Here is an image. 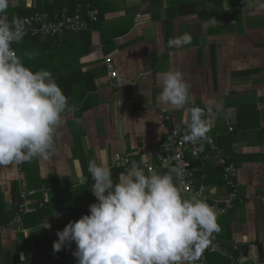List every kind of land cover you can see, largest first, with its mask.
I'll use <instances>...</instances> for the list:
<instances>
[{
  "label": "crops",
  "instance_id": "1",
  "mask_svg": "<svg viewBox=\"0 0 264 264\" xmlns=\"http://www.w3.org/2000/svg\"><path fill=\"white\" fill-rule=\"evenodd\" d=\"M221 4L222 0H11L6 10L9 20L36 13L54 19L64 11L73 14L81 5L95 12L98 21L90 23L88 35L82 37L61 35L15 45L17 55L33 71H50L57 84L72 76L77 83L68 97L74 111L63 114L48 158H32L22 167L21 163L0 167V217L12 211L15 183L19 196L36 192L29 196L33 208L47 205L56 190L68 187L77 193L85 187L73 201L71 194L60 196V211H70L71 218H77V212L89 214V205L96 202L92 185L86 187L88 175L91 178L88 163L93 159L103 160L110 169L127 168L125 173L149 163L153 172L163 174L159 161L167 130L163 116L190 124V109L199 107L209 131L206 139L197 142L207 148L213 144L221 154L213 140L235 137L231 152L238 157L236 182L242 194L239 206L217 215L219 230L208 239L218 240L225 253L236 244L234 264H264V0H228L229 11ZM186 32L192 36L190 44L168 46L169 39ZM86 42L90 44L87 54L76 61ZM25 53L34 54L33 58ZM105 58L112 59L116 78L109 77ZM170 70L180 71L189 86V103L183 108L159 100L161 75ZM80 75L95 87L91 92L85 94L90 85ZM61 89L67 97L65 83ZM240 112L249 114L253 126L248 131L238 129ZM207 160L218 163L210 152L199 161L191 159L194 186L217 187L213 195L206 192L213 200H222L229 194L224 183L206 184L192 171L199 164L203 169L200 162ZM26 223L25 233L0 226V264H46L55 253L77 264L74 243L54 252L58 237L52 234L50 220L34 226L28 218ZM38 228L41 232L35 234ZM199 259L194 264H209ZM228 263L229 259L222 264Z\"/></svg>",
  "mask_w": 264,
  "mask_h": 264
},
{
  "label": "clouds",
  "instance_id": "2",
  "mask_svg": "<svg viewBox=\"0 0 264 264\" xmlns=\"http://www.w3.org/2000/svg\"><path fill=\"white\" fill-rule=\"evenodd\" d=\"M10 2L0 0V167L47 159L63 114L74 111L50 71H33L17 55L13 44L21 42L24 27L19 20L9 22ZM221 5L231 9L228 0ZM191 42L186 32L169 39L168 46ZM24 55L32 59L34 54ZM159 86L162 104L179 109L189 103V86L180 71L163 73ZM204 117L201 108L190 109L185 141L206 139ZM88 172L96 202L89 205V214L57 231L53 242L54 252L74 243L77 264H194L209 235L219 230L214 208L204 200L183 198L171 172L134 166L116 182L104 161L95 159Z\"/></svg>",
  "mask_w": 264,
  "mask_h": 264
},
{
  "label": "built area",
  "instance_id": "3",
  "mask_svg": "<svg viewBox=\"0 0 264 264\" xmlns=\"http://www.w3.org/2000/svg\"><path fill=\"white\" fill-rule=\"evenodd\" d=\"M9 20V19H8ZM22 22L24 27L23 38L26 37H52L62 35L65 32L79 33L88 29V22H96L97 15L95 12L84 9L81 5L77 6L73 14L64 11L60 16L51 19L45 13H36L28 17L16 19ZM12 20H9L11 22ZM22 38V39H23ZM105 66L110 78H116V71L114 70L111 58L105 59ZM163 119L167 126L165 141L162 144L159 161L162 167L172 172L175 182L180 190L183 198L187 195L206 201L214 208L217 215H224L228 211L235 208V201L237 199V169L233 165H226V161L215 145L210 144L208 148L201 142L190 143L183 139L188 134V123L180 124L171 120L169 114L164 115ZM208 150L212 153V158L224 167L223 183L229 188V194L222 200H213L206 192L205 187L195 188L192 180V172L190 171V164L188 156L192 159H202L207 157ZM147 170L152 171V167L145 165ZM64 186V185H63ZM36 195L35 191L23 192L21 195L22 202L18 208V214L15 215L7 224L8 228H14L19 233H25L23 217L35 212V207L30 206L29 196ZM48 201L45 200L44 203ZM40 203L39 205H42ZM38 205V206H39ZM72 216L70 211L55 212L51 217V227L53 236H57L59 231L57 226L60 221L67 220ZM238 251V246L234 244L230 253H225L221 247V243L214 239H207L205 247L200 251L198 258L204 259L210 254H220L229 259L230 263L234 264L237 260L234 253ZM46 264H74L70 259L60 255H53L48 258ZM187 264V262H185Z\"/></svg>",
  "mask_w": 264,
  "mask_h": 264
},
{
  "label": "trees",
  "instance_id": "4",
  "mask_svg": "<svg viewBox=\"0 0 264 264\" xmlns=\"http://www.w3.org/2000/svg\"><path fill=\"white\" fill-rule=\"evenodd\" d=\"M27 16H30V15L29 14L28 15L25 14V15H23L22 18L27 17ZM97 21H98V17H97ZM90 23H93V22H88V29H89ZM88 29L86 31H82V32H79V33L65 32L62 35L63 36H76V37L81 36L82 37L84 35H88V33H87ZM59 36H61V35H56V36L46 37V38L50 39V38H56V37H59ZM39 39H40V37H26V38L22 39L21 41L29 40V43H30V42H37ZM15 45L17 47V44H13V48L14 49L16 48ZM37 46L39 47L40 45H37ZM89 46H90V44L88 42L83 43L82 50L80 51L79 54L76 55V61L79 60L80 56H82L84 54H87ZM211 61H212L213 75H214V78L216 79V68H215L216 62H215L214 49L212 50V60ZM80 78H82L84 81H87L89 83V85H90V86H87L88 84H86L87 87L85 88V94L91 92V89L95 88L93 85H91L90 80L87 79L84 75H80ZM62 83H65L67 85V90H69L67 92L65 91V94L67 95V98L68 97H72L73 91H72L71 87H72V85H75L77 83L76 80H75V77H73V76L72 77H65L64 80H60V82L58 83L60 88H61ZM69 106L71 107L72 105H70V103H69ZM244 113H246V112H240V114H242V117H240L241 119L238 120V123H239L238 129H241L243 131H248V130L251 129L250 126H253V124H250L249 121H248L249 120V118H248L249 114L245 115ZM246 121H248V122H246ZM234 139H235V137H233L231 135L219 136L216 139H214L213 142L216 143L218 145L219 149L221 150V154H222L224 160L226 161V165L227 166L228 165H233L234 167H237L238 166V162H236V159L238 157H235L232 154V152H231L232 145L235 142ZM200 163L202 164L203 169L200 170V167H201L200 164L192 169V171L193 170L195 171V175H194L195 177H197L198 179L203 178L204 182H206V184H212V183L213 184H217V185L223 184V181H222L223 174H224V167L223 166L219 165V163H216V162L214 163L212 160H207L206 162L201 161ZM22 165H23V163H21V167H22ZM20 169L22 170V168H20ZM163 170H162V172H163V174H165L166 172L163 171ZM111 171H112L113 180L118 182L121 173H125L127 171V168H112ZM93 183H94V181L88 175L86 187H88L90 185H93ZM17 188H18V184H16V183L13 184V194H14L13 196L15 198L14 199L15 202H14V205L12 207V211L9 214H6V216H4L3 218L0 217V226L7 225L8 222L15 215L18 214V208H19V205L22 202V199H21V195L19 196V194H18V191H17L18 189ZM84 189H87V188L84 187L80 191H77V193H75V192L72 193L70 191L71 189H68V187L64 191H61V190L54 191L53 196L51 198V201H49V203L47 205L42 204V205L36 206L35 207L36 209H35L34 213L29 214V216L25 215L23 217V220H24L25 224H27L26 222H27L28 218H29V222L31 224H33L34 226L42 224L43 222L48 221V220H50V222H51L52 215L55 212L60 211V209L62 208V205L59 204V197L62 196L63 194L67 195V193H68V194H71L70 199L73 201L75 199V197L78 195L79 192H82V191L84 192ZM236 190H237V199L235 201V206H239V204H240L239 200H241L242 194H241V190H240V188H238V186H237ZM228 191H231V190L228 189ZM69 208H70V206H69ZM71 210L73 211V213H76L73 210L72 207H71ZM76 214H77V218L76 217H73V218L70 217L71 220H69L70 219L69 218L67 220L60 221L58 226H57V229L59 231H62L63 228L70 221L79 220L83 215H86L87 212H85V214H80V213L77 212ZM231 250H232V246H231ZM53 255H59V254L55 253ZM53 255H51V256H53ZM205 259L207 260V262H209V264H222V263H226L228 261V258L225 259L220 254H217V253L216 254L207 255L205 257ZM198 260H200V259L198 258L195 261H198Z\"/></svg>",
  "mask_w": 264,
  "mask_h": 264
},
{
  "label": "bare ground",
  "instance_id": "5",
  "mask_svg": "<svg viewBox=\"0 0 264 264\" xmlns=\"http://www.w3.org/2000/svg\"><path fill=\"white\" fill-rule=\"evenodd\" d=\"M31 16V15H30ZM28 17V16H27ZM21 19V18H20ZM40 38H46V37H40ZM24 39V38H23ZM106 59V58H105ZM104 64H105V61H104ZM105 68H106V66H105ZM201 142V141H200ZM164 143V142H163ZM162 143V144H163ZM190 143H192V142H190ZM202 143V142H201ZM161 147H162V145H161ZM160 151H161V149H160ZM191 159L192 158H190L189 156H188V161H189V164H190V162H191ZM193 161H199V160H201V159H192ZM146 164H148V165H150L149 163H145L144 165H143V167L145 168V169H147L146 167H145V165ZM161 164V163H160ZM162 166V165H161ZM152 167V166H151ZM163 168V167H162ZM189 168H190V166H189ZM164 169V168H163ZM165 170V169H164ZM167 171V170H166ZM191 171V170H190ZM172 173V172H171ZM172 175H173V173H172ZM193 176V175H192ZM173 177H174V175H173ZM192 179H193V177H192ZM175 180V179H174ZM176 183V182H175ZM193 185H194V182H193ZM195 187V186H194ZM209 194V193H208ZM210 195V194H209ZM187 196H189V195H187ZM211 196V195H210ZM212 198V197H211Z\"/></svg>",
  "mask_w": 264,
  "mask_h": 264
},
{
  "label": "rangeland",
  "instance_id": "6",
  "mask_svg": "<svg viewBox=\"0 0 264 264\" xmlns=\"http://www.w3.org/2000/svg\"><path fill=\"white\" fill-rule=\"evenodd\" d=\"M207 192H209L211 195L214 194V192H217L219 189L217 187H212V186H207L206 187ZM193 199V198H192ZM230 223V222H229ZM233 224V223H232ZM240 225L238 224H233V227L238 228ZM241 227V226H240Z\"/></svg>",
  "mask_w": 264,
  "mask_h": 264
},
{
  "label": "water",
  "instance_id": "7",
  "mask_svg": "<svg viewBox=\"0 0 264 264\" xmlns=\"http://www.w3.org/2000/svg\"><path fill=\"white\" fill-rule=\"evenodd\" d=\"M195 164H197V163L192 164L191 167H194ZM39 232H41V229H40V228H38V229L35 230V234H36V233H39Z\"/></svg>",
  "mask_w": 264,
  "mask_h": 264
}]
</instances>
